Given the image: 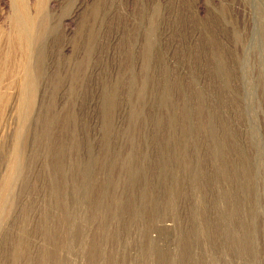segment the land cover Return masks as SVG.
Segmentation results:
<instances>
[{"label": "rangeland", "instance_id": "374dc122", "mask_svg": "<svg viewBox=\"0 0 264 264\" xmlns=\"http://www.w3.org/2000/svg\"><path fill=\"white\" fill-rule=\"evenodd\" d=\"M0 264H264V0H0Z\"/></svg>", "mask_w": 264, "mask_h": 264}]
</instances>
